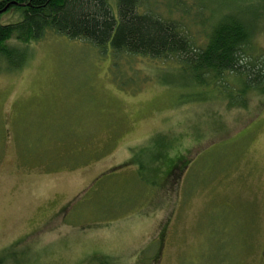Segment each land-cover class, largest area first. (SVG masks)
I'll list each match as a JSON object with an SVG mask.
<instances>
[{
    "label": "rangeland",
    "instance_id": "rangeland-1",
    "mask_svg": "<svg viewBox=\"0 0 264 264\" xmlns=\"http://www.w3.org/2000/svg\"><path fill=\"white\" fill-rule=\"evenodd\" d=\"M140 11L198 42L234 12L255 29L244 63L264 68V0ZM8 45L27 61L0 62L2 264H264V92L247 77L190 89L174 62L49 30Z\"/></svg>",
    "mask_w": 264,
    "mask_h": 264
},
{
    "label": "trees",
    "instance_id": "trees-1",
    "mask_svg": "<svg viewBox=\"0 0 264 264\" xmlns=\"http://www.w3.org/2000/svg\"><path fill=\"white\" fill-rule=\"evenodd\" d=\"M150 1L0 0V62L12 70L22 67L27 55L8 42L30 44L43 39L49 30L64 33L72 40L84 39L101 53L110 46L116 53L174 62L177 67L170 73L183 78L190 89L215 87L225 75L235 74V78H248L246 92H264V68L244 63L248 62L244 55L252 50L255 33L245 19L228 11L206 32V40L198 42L179 20L153 11L141 12ZM13 9L19 19L3 23V14ZM19 54L22 60L16 63ZM174 168L172 165L168 177ZM3 259L0 255V264Z\"/></svg>",
    "mask_w": 264,
    "mask_h": 264
}]
</instances>
